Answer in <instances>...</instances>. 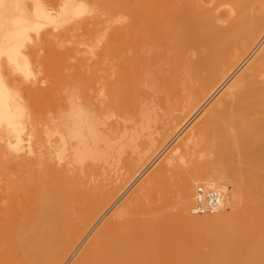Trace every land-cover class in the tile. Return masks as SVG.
Segmentation results:
<instances>
[{"label": "bare ground", "instance_id": "6f19581e", "mask_svg": "<svg viewBox=\"0 0 264 264\" xmlns=\"http://www.w3.org/2000/svg\"><path fill=\"white\" fill-rule=\"evenodd\" d=\"M61 3L57 15L42 0H0V216L11 258L23 251V264H264V0ZM56 21L66 47L53 68L66 60L65 73L44 87L39 49L54 41L44 28ZM206 140L226 167L191 162ZM181 164L193 172L168 176L171 190H159L166 169ZM221 180L233 181L222 205L192 215L195 184ZM158 190L180 198L165 223L148 217V195ZM183 222L212 228L197 237L210 251L177 238L172 224Z\"/></svg>", "mask_w": 264, "mask_h": 264}, {"label": "rangeland", "instance_id": "374dc122", "mask_svg": "<svg viewBox=\"0 0 264 264\" xmlns=\"http://www.w3.org/2000/svg\"><path fill=\"white\" fill-rule=\"evenodd\" d=\"M43 2H44V4L55 14H57V13H59V11H61V9L59 10V6H61L62 5V3H61V1H63V0H42ZM61 4V5H60ZM221 9H225V7H222ZM59 10V11H58ZM55 11V12H54ZM58 11V12H57ZM58 15V14H57ZM60 19V17L58 18L57 17V20H59ZM59 21H56L53 25L52 24H50L49 26L47 25L44 29H45V31L44 32H46V33H48L49 32V36H51L52 37V35L54 36V41L53 42H51V43H45V46H42L40 49H39V60H38V62H37V64H38V67H39V69H40V73H39V77H40V81H41V85L42 86H44V87H48L51 83H53L54 81H57L58 79H59V75L60 74H63L64 75V73H65V63H66V60H63L62 61V65L61 64H58V66L56 67V68H53V66H54V64H56V62H57V56L60 54V53H62L64 50H65V47H66V43H65V40H64V35H63V28H64V26H62L63 24H61L60 22L58 23ZM58 23V25H56ZM49 24V23H48ZM46 28H48L47 29V31H46ZM43 29V30H44ZM51 32V33H50ZM50 34H52V35H50ZM258 52V51H257ZM257 52L252 56V58L257 54ZM251 58V59H252ZM247 64V63H246ZM246 64L243 66V67H241L240 69H239V71H237L238 73H236L230 80H228L226 83H225V85H224V87L221 89V91H219L210 101H209V103L205 106V109H207V108H209L213 103H214V101L216 100V99H218L219 98V96H221L222 95V93L224 92V91H226V87L232 82V80L243 70V68H245V66H246ZM205 109L204 110H202L201 111V113H199L195 118H193V123L203 114V112L205 111ZM38 112V111H37ZM199 116V117H198ZM192 123H190L189 124V126L191 125ZM188 126L187 127H185L183 130H182V135L186 132V130H188ZM181 135V136H182ZM179 140V138L178 139H175L174 141H172L171 143H170V146H169V148L168 149H166L165 148V145L164 146H162L159 150H158V153H157V155L154 157V159H153V164H152V166L148 169V171L143 175V176H141V177H139L138 179H137V181H136V183L134 184V186L132 187V189H130L127 193H125L124 195H123V197H121L120 199H119V201L116 203V205H115V209L117 208V207H119V205L132 193V191L134 190V188H136L141 182L140 181H142V179H144L147 175L149 176V174L151 175L152 174V172H154L155 170H156V168H157V166H159L160 164H162L161 163V160L162 159H164V157H165V154L168 152V150L169 149H171L172 147H175L173 144H177V141ZM205 143V144H204ZM204 143H202V144H200V145H198V146H196V148H194V150H192L191 152H190V157H191V162L193 163H195V162H199L201 165L203 164L204 166H205V169H206V171L207 170H209V171H212V170H216V169H219L220 167H226L227 165L224 163L225 161L224 160H220V159H218V157L219 156H217L216 155V151H213V152H215V155H214V153L211 151L212 150V148H210V147H213L214 148V146H212L213 145V143L211 144V143H208L207 142V140L204 142ZM175 144V145H176ZM211 144V145H210ZM210 145V146H209ZM201 149V150H200ZM215 150H216V147L214 148ZM161 151V152H160ZM194 151V152H193ZM193 152V153H192ZM192 153V154H191ZM196 153V154H195ZM197 155V156H196ZM212 158V159H211ZM215 158H217L218 160H214ZM196 161H195V160ZM215 161H217V162H215ZM202 162V163H201ZM208 162H211V163H208ZM215 164V166H217V167H215L213 164ZM186 164V163H185ZM185 164H181L182 166H183V168L182 167H180V168H182V169H184V171L182 170V169H180L181 170V172H180V170H177L178 168L176 167H173V168H169V170H168V168L166 169L167 171H165L166 172V178H165V174H164V179H166V180H163L164 182H162V184H163V186L161 185V188L159 189V190H171V185H169L168 183H170V184H172V182H173V180L174 181H176L177 179H176V176L177 175H175V174H179V176H181L182 174L184 175V174H190V173H192L193 171V166L191 167L190 165H191V163H190V165H188L191 169H188V168H186V167H188L187 165H185ZM180 165V166H181ZM235 166H238L239 167V165L238 164H234V167ZM153 167V168H152ZM156 167V168H155ZM210 167H211V169H210ZM238 167H236V169H237V171L235 170L234 172H238L239 174H241L240 172H239V169H241V167H239V169H238ZM185 168H186V170H185ZM188 169V170H187ZM191 171V172H190ZM150 172V173H149ZM164 172V173H165ZM173 172V173H172ZM174 174V175H173ZM238 174V175H239ZM172 175V176H171ZM168 176L170 177V178H173V180L171 179V182H170V180H169V178H168ZM178 176V177H179ZM241 176H243L242 174H241ZM236 177H238L237 175H236ZM142 178V179H141ZM167 179H168V181H167ZM166 181V182H165ZM229 181H231V182H229ZM237 182H239L238 180H237ZM164 183H165V185H164ZM201 182H199V183H197V184H195V187H194V189H196V186L198 185V184H200ZM232 184V185H230V184ZM2 184V183H1ZM168 184V185H167ZM3 185V184H2ZM173 185V184H172ZM210 185H215V186H218V187H222V188H224L225 189V187H227L226 188V192L230 195L231 193V191H229L228 190V188L231 186V187H233V181L232 180H221L220 182L218 181H216L215 183H212V184H210ZM223 185H225V186H223ZM166 186V187H165ZM1 187V186H0ZM163 187V188H162ZM158 190V193H157V191H153V193H151V195L149 194L148 195V210H152L153 212L151 213L150 211H148V212H150L151 214V216H148V217H151L152 218V220H154V222H161V223H165L166 221H168L169 220V218L171 217V215H173V213L175 214V213H177V212H179L181 209V203H180V198H177L178 196L177 195H165V194H160V191ZM166 190V191H167ZM1 191L2 190H0V193H1ZM156 192V193H155ZM128 194V195H127ZM161 196V197H160ZM164 196H166L164 199H168V197L170 198V200H167L166 199V201L165 200H161V198H163ZM158 197H160L159 199H158ZM125 198V199H124ZM2 199L0 198V201H1ZM160 200V202L158 203V201ZM163 201V202H162ZM2 203L0 204L1 206H0V214H1V216L3 215L4 216V214H3V207H5V204L3 203L4 201H1ZM161 202L163 203V204H161ZM158 203V204H157ZM4 204V205H3ZM163 205V207L161 208V206ZM3 205V206H2ZM158 206H160V208L158 207ZM229 206H231V205H228L227 207H226V209L224 210V212H225V214H230L231 212H232V210L231 209H229V208H231V207H229ZM231 210V212H229V210ZM1 211H2V213H1ZM160 211L162 212V213H160ZM222 211H223V209H222ZM172 212V213H171ZM168 213V214H167ZM170 213V214H169ZM190 213L192 214V215H194L195 216V214L194 213H192L191 211H190ZM26 215V217H28V219H30L31 218V216L30 215H27V214H25ZM110 214L108 213L106 216H109ZM148 215H149V213H148ZM166 215V216H165ZM169 215H170V217H169ZM206 215H208V214H205L204 216H206ZM0 216V264H10L11 263V253H12V246L11 245H13V243H11V242H13V240H12V238H10L8 235V233H7V230H6V227H5V224H4V221L2 220V218L3 217H1ZM19 216L20 217H23L24 216V213L23 212H20V214H19ZM163 217L165 218V219H163ZM168 219H167V218ZM196 217L198 218V215L196 214ZM150 218V219H151ZM201 218V217H200ZM4 219V218H3ZM106 219V217L103 219V221ZM137 219H139V217H137ZM149 219V218H148ZM159 219V221H157ZM166 220V221H165ZM165 221V222H164ZM180 223H175V224H172L173 226H174V228L173 227H171L172 225L170 224L169 225V227H170V229L171 228H173V230L175 231V234L177 235V238H181L183 241L185 240V241H187V242H189L190 243V245H193V246H195L197 243H198V238H199V236L201 235V234H203V233H205V234H207L208 233V230H209V233L210 232H212L213 230H212V228H209L208 230L206 229V226H204L203 227V225H201L200 227H198V225H191V223H188V222H183V223H181V225H179ZM3 225V226H2ZM28 225H30V221L28 222ZM166 226H167V223H166ZM175 226H176V228L177 229H175ZM192 226V227H191ZM30 227V226H29ZM166 228H168V227H166ZM172 229H171V233H174V232H172L173 231ZM178 232H181V233H176L177 231ZM207 230V231H206ZM192 231V232H191ZM204 231V232H203ZM4 232V233H3ZM189 232V233H188ZM195 232V233H194ZM200 232V233H199ZM198 233V234H197ZM180 234V235H179ZM194 234H197V235H194ZM176 235H175V237H176ZM192 235V236H191ZM190 236V237H189ZM4 237V238H3ZM174 237V238H175ZM198 237V238H197ZM172 238H173V234H172ZM177 238H175V240L177 239ZM179 238V239H180ZM184 238V239H183ZM187 238H189V239H187ZM191 238V239H190ZM193 239V240H192ZM195 239V240H194ZM11 240V241H10ZM174 240V241H175ZM190 240V241H189ZM196 241V242H195ZM206 243V242H205ZM202 244V245H201ZM201 244H197V247H199V249L201 250V251H203V252H208V251H210V248H211V246H210V243H206V244H204L203 242L201 243ZM209 245V246H208ZM206 246V247H205ZM209 248V249H208ZM23 252V251H22ZM22 252H19V254H18V257H16V259L17 258H20V260L19 259H17V260H14V259H12L13 261L12 262H14V264H20V262H21V264H23L24 262H25V256L27 255V253H26V255H25V253H22ZM25 252V251H24ZM6 254V255H5ZM13 254V253H12ZM22 254H23V256H24V258H23V256H22ZM7 258V259H6ZM9 262V263H8ZM26 263V262H25Z\"/></svg>", "mask_w": 264, "mask_h": 264}, {"label": "built area", "instance_id": "2783aa9c", "mask_svg": "<svg viewBox=\"0 0 264 264\" xmlns=\"http://www.w3.org/2000/svg\"><path fill=\"white\" fill-rule=\"evenodd\" d=\"M225 189L200 183L196 186L192 212L203 214L217 210L223 203Z\"/></svg>", "mask_w": 264, "mask_h": 264}]
</instances>
